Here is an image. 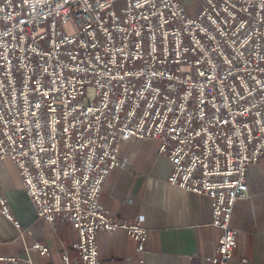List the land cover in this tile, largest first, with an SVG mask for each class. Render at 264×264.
I'll return each mask as SVG.
<instances>
[{"label": "built area", "instance_id": "obj_1", "mask_svg": "<svg viewBox=\"0 0 264 264\" xmlns=\"http://www.w3.org/2000/svg\"><path fill=\"white\" fill-rule=\"evenodd\" d=\"M200 3L192 15L181 0H0V161L13 160L39 217L77 228L63 264H111L100 232L145 250L142 218L100 203L131 139L157 141L168 182L212 199L222 235L207 261L234 264V206L264 157V0Z\"/></svg>", "mask_w": 264, "mask_h": 264}, {"label": "crops", "instance_id": "obj_2", "mask_svg": "<svg viewBox=\"0 0 264 264\" xmlns=\"http://www.w3.org/2000/svg\"><path fill=\"white\" fill-rule=\"evenodd\" d=\"M147 140L122 144L124 169L108 177L100 203L116 220L142 218L149 230L143 252L127 232H100V258L111 264H210L222 230L212 225L213 201L204 194L172 185L168 178L170 160L157 153ZM250 197L239 200L231 226L237 231L234 264H264V157L248 168L246 178ZM0 185L10 216L0 211V256L13 257L3 264H63L64 251L77 255L75 225L61 217L52 224L38 216L20 172L10 158L0 161ZM36 244L48 248L47 254Z\"/></svg>", "mask_w": 264, "mask_h": 264}, {"label": "rangeland", "instance_id": "obj_3", "mask_svg": "<svg viewBox=\"0 0 264 264\" xmlns=\"http://www.w3.org/2000/svg\"><path fill=\"white\" fill-rule=\"evenodd\" d=\"M181 1L188 7L189 13H191L192 15H197L200 12V10H201L200 0H181ZM146 141L136 140V142H138V143H140V142L144 143ZM150 142L153 146H155L157 144L156 141H153V142L150 141Z\"/></svg>", "mask_w": 264, "mask_h": 264}]
</instances>
